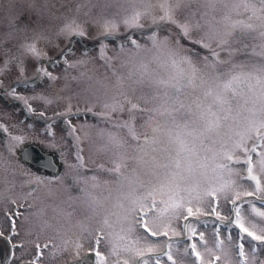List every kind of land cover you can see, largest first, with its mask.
I'll return each instance as SVG.
<instances>
[{
	"label": "snow or ice",
	"instance_id": "snow-or-ice-1",
	"mask_svg": "<svg viewBox=\"0 0 264 264\" xmlns=\"http://www.w3.org/2000/svg\"><path fill=\"white\" fill-rule=\"evenodd\" d=\"M190 4L194 7L181 19L178 11ZM116 5L119 11L113 16L91 20L99 32V58L114 78L111 95L85 96L83 109H74L72 100L81 102L77 93L56 113L74 141V152L58 149L65 159V176L48 179L22 166L16 170L28 186V196L63 184L66 176L77 186L96 188L99 173L113 177L114 189L103 198L84 188L81 197H70L84 199L91 209L87 222H77L78 231L60 221L51 223L38 212L37 222L21 236L16 222L21 213L11 206L24 204L11 199L0 209L5 220L0 238L6 240L0 264H264V0H116ZM23 7L37 12L29 23L35 19L39 26L53 6L49 0H0V15L8 22L7 31L0 33L6 57L0 76L13 64L23 72L28 59L38 65L33 83L36 78L58 80L45 59L54 64L62 58L65 74L89 64L87 53L73 58L74 51L67 47L56 60L41 54L38 42L50 46L51 35L34 28L27 35L29 24L21 25ZM88 24L78 16L65 17L55 36L69 42L84 38ZM238 33L250 35L252 42ZM21 34L17 47L23 58L5 50ZM117 39L124 72L115 68L116 58L106 55L108 42ZM185 41L208 51L201 58ZM236 41L242 47L234 48ZM241 51L248 53L246 59L234 62ZM85 75L80 72L71 79ZM27 83L18 80L4 94L27 113L44 117L30 103L38 94L29 98L18 93L16 84ZM136 86L150 96L136 97ZM81 115L97 123L73 124L72 117ZM138 117L146 118L142 131L136 127ZM51 129L49 124L46 136H53ZM93 129L103 141L99 151L106 163L88 177L81 173L86 165L80 145ZM0 136L13 155L25 140L4 123ZM70 155L75 162H68ZM0 166L5 171L12 167L2 156Z\"/></svg>",
	"mask_w": 264,
	"mask_h": 264
},
{
	"label": "rangeland",
	"instance_id": "rangeland-1",
	"mask_svg": "<svg viewBox=\"0 0 264 264\" xmlns=\"http://www.w3.org/2000/svg\"><path fill=\"white\" fill-rule=\"evenodd\" d=\"M7 2V0H3ZM18 3L24 4L27 0H17ZM155 2V0H154ZM49 3L53 6L51 12H45L41 16V24L37 26L35 19L30 21V17H35L37 12L27 7L19 9L22 15L21 25L29 24V32L27 35H31V29H35L38 32H44L45 34H50L52 38V44L46 46L45 41L41 40L38 42V48L41 50V54H45L48 57H51L53 60H56V57L60 51L64 48H70L74 51L73 58H79L82 54L87 53V58L89 59V64L86 67H81L80 69H69L67 74H65V68L62 64V58L58 60L57 63L50 64L47 59L42 62L54 75L58 77L56 81H47L46 79L36 78L35 77V68L38 66L35 60L28 59L25 61L24 71L21 72L15 64L9 67L5 75L0 76V123H4L6 126H10L11 134L22 135L25 137L24 142L32 141L35 144L40 145L41 147H46L50 151L54 150L57 146H62L66 148V152H74L75 149L72 148L74 141L68 137V133L65 129L63 123V117H57V112H63L65 105L68 103V97L74 94H80L81 102L77 105L75 100H72V106L75 109L79 106L81 109L84 107V98L85 96H100L104 98L105 93L111 95V85L114 83V78L112 72L105 66L104 60L100 59V45L99 43L89 47L87 44L84 46V43H89L90 41H97L99 37V32L96 29L95 25L91 23L93 18L101 17H111L117 11H119L116 0H49ZM79 6L80 11L77 14L76 9ZM194 5H187L182 7L177 15L183 19L189 15L190 10ZM85 13H88V16H85ZM78 16L80 21L89 20L88 34L84 38L72 37L71 42L64 37L57 38L55 32L57 31L58 26H60L62 20L65 17H74ZM8 22L7 19L0 15V33L7 31ZM119 34L123 36L125 30L123 25L120 26ZM164 35V33H161ZM250 36V35H249ZM24 34L14 41L9 42L5 45V50L10 49L11 53L17 57L23 58V54L18 50V43L23 40ZM252 39V37L250 36ZM114 37H109L108 40H114ZM247 40V43H251ZM86 40V42L84 41ZM144 42L143 40L141 41ZM237 43V42H236ZM120 40H115V43L108 42L106 55L108 57L116 58L114 60V66L119 72H124L127 69L121 68L120 61L124 58L123 56L118 57L119 53ZM187 48L191 49L193 52H198L201 56L207 53V49L201 48L199 45H192L189 42L185 41ZM240 47L242 45L239 44ZM235 48V47H234ZM248 53L241 51L233 57L234 62H240L246 59ZM6 59L4 55V50H0V65H3L4 60ZM80 72H85L86 75L77 80L71 79L72 76H79ZM91 77V78H89ZM18 80H27L29 83L20 85L16 84L17 91L21 95H25L31 98L33 95L38 94L39 99H30V103L34 108L36 113L44 112L45 116L40 117L37 114H29L23 110V105L20 106L17 103L13 102L7 95L4 94V90L14 84ZM136 97H141L144 95H149L147 89L136 86V91L134 93ZM148 107H152L153 103H149ZM146 118H137L136 127L138 131H142L141 125L144 123ZM85 120L89 124H96L91 117H86L81 115L79 118L73 116L72 123L79 126ZM33 125L34 127L29 129L27 125ZM52 125L53 136H46L48 125ZM15 125L14 127H11ZM100 127L103 128L105 125L100 124ZM103 141L96 135L95 129L91 130L90 136L88 139H85L80 145L83 148V155L85 159V168L81 170L83 176H92L96 174L95 170L97 165L100 163H106V158L102 152L99 151L100 146ZM49 144H54L55 146H49ZM57 150V149H55ZM62 162L65 164V159L62 158ZM68 162H75L74 156H68ZM97 179L100 184L99 187L91 188L89 186L73 184L74 189L72 188V197H81V188H84L86 191H91L93 195L103 198L109 194L110 190L114 189V185L111 183L113 177L99 173L97 174ZM108 181L109 183H105ZM71 201L70 206V225L68 226L74 231H78L77 222L83 221L87 222L89 216H91L89 203L85 200L79 201L80 199ZM206 237L209 241V244L213 242V237L211 235V228L209 227L206 232ZM182 246V245H181Z\"/></svg>",
	"mask_w": 264,
	"mask_h": 264
},
{
	"label": "flooded vegetation",
	"instance_id": "flooded-vegetation-1",
	"mask_svg": "<svg viewBox=\"0 0 264 264\" xmlns=\"http://www.w3.org/2000/svg\"><path fill=\"white\" fill-rule=\"evenodd\" d=\"M58 62V60H56ZM21 107V103H17ZM7 135V134H6ZM29 146H36L41 151L48 155L45 159L47 166H41L31 161H28L23 156V151ZM59 147L50 151L46 147H41L38 144L30 142H23L19 147L14 150V155L11 154L5 147V138L0 136V156L7 160L12 165L5 171V166H0V209L8 206V202L15 198L20 200L24 206L17 209L16 205H12V211H19L21 215L17 218V227L20 235L23 236L25 231L37 222L36 213L40 212L43 219L51 223L57 221L63 222L66 227L70 225V206L72 201V188L75 184L73 177L66 176L63 184H54L51 189H44L34 196H28V186L24 183L23 177L16 171L22 166L23 169L36 173L41 177L51 179L56 176H65L67 171L65 164L62 162ZM66 150V148H65ZM16 174H13V173ZM14 185V187H12ZM81 189V187H80ZM82 201L84 199L77 198ZM73 201H75L73 199ZM31 207H28V205ZM91 211V209H90ZM5 226L3 212L0 211V227ZM8 235V230L5 227V236ZM6 246V240L0 238V254H2ZM46 264H63L62 260L46 261Z\"/></svg>",
	"mask_w": 264,
	"mask_h": 264
},
{
	"label": "water",
	"instance_id": "water-1",
	"mask_svg": "<svg viewBox=\"0 0 264 264\" xmlns=\"http://www.w3.org/2000/svg\"><path fill=\"white\" fill-rule=\"evenodd\" d=\"M23 156L26 160L36 163L38 165L47 166L45 159L48 155L44 154L40 148L36 146H29L24 149Z\"/></svg>",
	"mask_w": 264,
	"mask_h": 264
},
{
	"label": "trees",
	"instance_id": "trees-1",
	"mask_svg": "<svg viewBox=\"0 0 264 264\" xmlns=\"http://www.w3.org/2000/svg\"><path fill=\"white\" fill-rule=\"evenodd\" d=\"M238 35H241V36L243 37V39L245 40L246 43H247V40L250 41V39H251L250 36L247 35V34L238 33ZM236 42H237V43H236ZM236 42L234 43L233 47H237V46H239V41H236ZM251 42H252V39H251ZM96 44H98L97 41H90L89 44H88V46H89V47H92V46H94V45H96Z\"/></svg>",
	"mask_w": 264,
	"mask_h": 264
}]
</instances>
